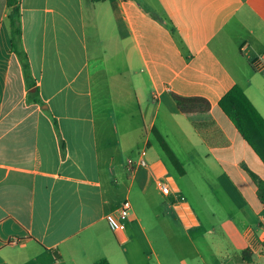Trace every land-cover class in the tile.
I'll return each instance as SVG.
<instances>
[{
    "label": "crops",
    "instance_id": "0c3cea01",
    "mask_svg": "<svg viewBox=\"0 0 264 264\" xmlns=\"http://www.w3.org/2000/svg\"><path fill=\"white\" fill-rule=\"evenodd\" d=\"M87 2L90 22L86 0H18L28 73L12 45L11 8L0 0V264H173L166 234L183 228L207 241L214 229L207 197L224 215L216 222L224 243L213 240L224 264H264V205L248 174L264 181V163L219 106L239 86L264 118V0ZM133 74L143 81L136 95L148 127L119 200L113 108L130 94L114 89ZM174 94L204 98L211 111L184 116ZM154 129L184 174L171 168ZM191 199L200 200L206 223ZM125 200L126 228L114 232L106 215ZM177 245L211 264L194 238Z\"/></svg>",
    "mask_w": 264,
    "mask_h": 264
},
{
    "label": "rangeland",
    "instance_id": "374dc122",
    "mask_svg": "<svg viewBox=\"0 0 264 264\" xmlns=\"http://www.w3.org/2000/svg\"><path fill=\"white\" fill-rule=\"evenodd\" d=\"M102 4L97 5L96 7V13H100L102 10L101 8ZM86 15L88 22L91 21V15H92V9L90 6V3L86 0ZM102 30L106 32V34L110 33V29L107 27V25H104L102 23ZM95 60V59H94ZM94 65V75L96 78V86H95V95H96V106L99 112L102 111L101 104H102V89H101V81L99 76V73L97 72V65L96 61L93 62ZM113 83H116L115 81H112ZM119 84V88L114 89V93L116 94L119 90L123 89L125 91H128V94L124 97L126 98L125 103L120 108H113V121L112 125L113 128V150L118 154V160L115 164L116 166V172H115V178L117 179L118 184H116L117 187V194L119 200H122L124 197V184L127 181V167H129V159H132L134 162H136L139 153L143 150V144L145 141V128L148 125H145L142 119V115L139 109V105L137 103V95L136 92L138 90V87L142 84L141 75L133 74L132 78L128 77V75H125L124 77H121L119 80H117ZM117 84V85H118ZM111 103V101H110ZM116 107V106H115ZM143 107V105H141ZM101 115V113H100ZM171 168L173 170H176V168L170 163ZM136 164V163H135ZM201 192L205 197L208 196L209 192L204 189V187H201ZM210 195V194H209ZM132 201L134 202L136 209L138 211H141L143 208L142 201L139 197L132 196ZM212 213L215 214V216H207V218L211 221L213 224L214 229L212 231L207 232V241L200 238L199 236L202 233L193 232L192 230L186 231L185 229H180L179 233H176V237H172L171 234H166V243L169 244L167 248L164 249V251L168 252L170 255V262H173V264H179V262L182 260V257H184V261L186 264H203L201 259L198 255L194 254L192 251H189V255L187 254L186 248H180L178 247V241L182 240H188L189 237L194 238L196 242L197 249L204 255V258L207 260V262L211 261V264H224V249L216 248L213 246L215 242L213 240H222L224 243V233L219 232V225L216 223L218 221L224 220V215L222 214V210L219 208L218 203H216L214 197H207L206 199ZM191 202L198 212L200 218L203 220L204 223H206V219L202 213V206L200 205V200L198 199H191ZM208 227V226H207ZM148 234L154 240L153 231L148 229ZM197 234V235H196ZM159 243V242H158ZM144 244V242H143ZM213 246V247H210ZM139 246V245H138ZM154 246H156V250L159 252V247L157 244V241H154ZM146 248L149 253L150 250L146 245L143 246V248ZM140 249H138L139 251ZM132 251H130L131 256ZM233 261L235 262V258H233ZM171 264V263H170Z\"/></svg>",
    "mask_w": 264,
    "mask_h": 264
},
{
    "label": "trees",
    "instance_id": "16d2710c",
    "mask_svg": "<svg viewBox=\"0 0 264 264\" xmlns=\"http://www.w3.org/2000/svg\"><path fill=\"white\" fill-rule=\"evenodd\" d=\"M11 8L9 15L10 31L12 45L18 57L22 61L26 72L29 73V62L26 53L20 49L21 42V9L18 0H6ZM94 2L105 0H93ZM179 111L184 116H205L211 111V104L208 100L201 97L185 98L179 95H173ZM220 108L230 117L238 129L240 135L249 146L256 152L264 163V118L248 99L244 91L239 87H233L219 102ZM162 151L166 155L167 160L176 168L179 174H184V169L175 155L169 148L165 139L154 129ZM64 149V144L62 143ZM131 171V170H130ZM251 180L257 187V195L264 205V181L255 173L248 171ZM262 252L264 253V240L262 242ZM95 264H110L107 259H100Z\"/></svg>",
    "mask_w": 264,
    "mask_h": 264
},
{
    "label": "built area",
    "instance_id": "2783aa9c",
    "mask_svg": "<svg viewBox=\"0 0 264 264\" xmlns=\"http://www.w3.org/2000/svg\"><path fill=\"white\" fill-rule=\"evenodd\" d=\"M134 165L133 161L129 160V166L132 167ZM140 165H146V162L144 160L141 161ZM161 190L165 195L170 194V187L166 183H161ZM132 206L129 200H125L121 203V205L118 207L116 214L115 212L109 213L106 215V221L114 232H122L125 230L126 226L121 221V219L126 218L130 215Z\"/></svg>",
    "mask_w": 264,
    "mask_h": 264
}]
</instances>
